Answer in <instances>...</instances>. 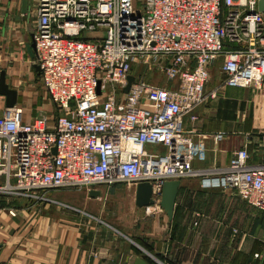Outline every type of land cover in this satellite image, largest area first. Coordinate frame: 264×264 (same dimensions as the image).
I'll return each instance as SVG.
<instances>
[{
	"label": "built area",
	"instance_id": "2783aa9c",
	"mask_svg": "<svg viewBox=\"0 0 264 264\" xmlns=\"http://www.w3.org/2000/svg\"><path fill=\"white\" fill-rule=\"evenodd\" d=\"M258 3L37 0L35 62L56 112L52 120L38 114L28 121L16 104L0 114V199L69 207L48 192L149 182L151 206L161 207L165 181L199 175L264 214V162L251 164L246 147L227 166L198 170L188 169L176 152L187 133L186 115L196 119V109L226 86L264 82V12ZM221 57L224 80L208 90L210 66ZM155 63L169 84L133 73L134 66ZM129 75L135 80L124 92ZM147 145L166 153H149Z\"/></svg>",
	"mask_w": 264,
	"mask_h": 264
},
{
	"label": "crops",
	"instance_id": "0c3cea01",
	"mask_svg": "<svg viewBox=\"0 0 264 264\" xmlns=\"http://www.w3.org/2000/svg\"><path fill=\"white\" fill-rule=\"evenodd\" d=\"M28 1L24 8L23 0H0V73L5 71L6 82L17 89L26 120L37 112L52 120L36 49L29 50L38 26L37 0ZM219 61L223 57L210 66L208 90L224 80ZM217 74L220 82L214 85ZM246 89L226 86L217 101L196 109V119L184 117L187 133L176 152L188 169L227 166L242 147L251 164L264 162V95L250 96ZM5 101L0 95V114ZM251 104L262 105L260 112ZM180 180L172 221L162 207H139L132 184L131 191L122 184L102 186L98 196L84 189L48 192L69 207H26L24 198H1L0 264H264L263 212L204 176Z\"/></svg>",
	"mask_w": 264,
	"mask_h": 264
},
{
	"label": "water",
	"instance_id": "95a60500",
	"mask_svg": "<svg viewBox=\"0 0 264 264\" xmlns=\"http://www.w3.org/2000/svg\"><path fill=\"white\" fill-rule=\"evenodd\" d=\"M28 0H23V7L28 8ZM259 11L264 12V0H259L258 3ZM35 42L31 44L29 50L35 49ZM40 68V67H39ZM135 80L134 75L128 76V84L124 88V92H129L132 83ZM98 93H100V89H98ZM0 95L4 96L6 99V107H13L18 103V91L10 87V85L6 82V73L2 71L0 73ZM181 184L180 179L167 180L163 184L162 190V198L160 205L163 210L166 212L170 221H172L174 216L176 199L179 191V187ZM91 196H98L101 194L99 189L90 190ZM153 188L149 182H141L135 186V195H136V204L139 207H149L155 203L152 198Z\"/></svg>",
	"mask_w": 264,
	"mask_h": 264
},
{
	"label": "rangeland",
	"instance_id": "374dc122",
	"mask_svg": "<svg viewBox=\"0 0 264 264\" xmlns=\"http://www.w3.org/2000/svg\"><path fill=\"white\" fill-rule=\"evenodd\" d=\"M221 63H222V61L217 62V66L220 65ZM147 67L148 66L142 68L141 65L134 66L133 73L140 76L142 79H145L146 81L151 82V83H157V84H161V85L169 84L167 79L165 78V76L160 72L159 65H156V63H155V65H152V68H147ZM217 76H218V74L215 75V77H214V75L212 77L213 81H211V82L214 85H216V84H218V82H220V79L218 80L219 77H217ZM99 85H100V82H99ZM246 90L250 94V96H253L255 94L256 95L255 97H257V98L260 97V99H261L262 96L264 95V83H262L261 87H259V86L247 87ZM221 92L218 94V96L216 98L211 99L212 101L211 100L210 101L211 102L217 101L221 96ZM44 97H45L46 101H48L49 98L47 97L45 90H44ZM210 101H208V102H210ZM251 105L253 106V110H255L256 112H258V111L260 112L259 107L262 105H258V104H255V106L253 104H251ZM45 110H46V113H48V112L50 113L51 110H54V113L56 112L54 104L50 105V107L49 106L45 107ZM37 114L41 115L42 113L37 112L35 115L37 116ZM146 150L149 153H159V154L166 153V148L160 147L159 145H147ZM121 184H122L123 188L128 187V189L130 191L132 190L131 185L126 184V183H121ZM11 199H18V198H11ZM118 201L119 200H117V199L111 200V201L107 200V202H113L114 204L117 203ZM25 202L26 203L24 206H26V207H28L29 205H30V207H34L37 204L44 205V203H35L34 200H30V199H25ZM54 204H56V203H54ZM253 218H255V220H259V218H256V217H253Z\"/></svg>",
	"mask_w": 264,
	"mask_h": 264
}]
</instances>
